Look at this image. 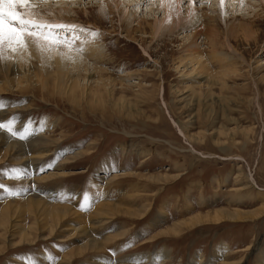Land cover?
Masks as SVG:
<instances>
[{
  "label": "rangeland",
  "instance_id": "obj_1",
  "mask_svg": "<svg viewBox=\"0 0 264 264\" xmlns=\"http://www.w3.org/2000/svg\"><path fill=\"white\" fill-rule=\"evenodd\" d=\"M31 1L19 11L69 10L68 19L26 15L74 25L71 46L86 59L67 67L81 85L74 95L73 81L44 88L32 75L0 71V122L14 121L24 136L0 130L21 145L15 151L0 141V173L20 174L0 175V264H61L67 255L72 264H264V215L192 223L218 211H264V0H180L182 17L192 5L199 24L209 25L197 38L200 27L187 22L154 38L148 24L165 14L157 0ZM235 16L256 32L232 33ZM140 23L147 34L137 32ZM90 41L103 51L100 64L86 57L82 43ZM35 57L29 63L38 71ZM99 84L102 94L87 97ZM31 195L84 219L57 223L42 206L39 218L25 204ZM105 204L117 209L97 219ZM8 211L13 218L2 226ZM177 225L182 230L171 233ZM148 254L156 258L133 259Z\"/></svg>",
  "mask_w": 264,
  "mask_h": 264
},
{
  "label": "bare ground",
  "instance_id": "obj_2",
  "mask_svg": "<svg viewBox=\"0 0 264 264\" xmlns=\"http://www.w3.org/2000/svg\"><path fill=\"white\" fill-rule=\"evenodd\" d=\"M41 1L42 0H32L31 2L39 4ZM70 1H72V0H70ZM144 1L147 2V0H144ZM157 1H159V4H158L159 8L162 9L165 14L161 20L156 19L155 20L156 22L154 25L148 24L147 28H149V30L154 33V38H156V36L159 35L160 33H162V35H163V33H166L167 29L170 30L174 26V24L179 26L180 23L185 24L186 22L189 25L200 27L196 31L193 38H197L196 37L197 35H202L204 33H206L204 35L208 36L207 32L209 29V25L206 24L205 22H202L199 24V21L196 20L195 9H194V7H192V5H191V8L188 10L186 17H182L181 12H180V10H181L180 9V0H157ZM115 3H116V7H119V4H120L119 0H116ZM43 4H44V2H43ZM102 6L105 10L110 9L106 2L103 3ZM25 7H27V6H25ZM36 7H37V5H36ZM24 10L26 11L28 17H32V18H39L40 17L43 20H47V21L51 20L50 18H52V17L55 20H58V17L68 19V16H69V13H68L69 10L65 7L64 8L62 7L59 10V12L57 13L58 15H56L55 10H52L49 12L50 14H47L46 17L44 15H42L40 12H37L36 10L31 11L30 9L28 10V8H26V9L24 8ZM122 13H123V19H124L125 17H127L128 10L127 9L123 10ZM237 18H238V16H235L234 23L231 25V32L232 33L252 34V33L256 32L253 29V26L252 27H246ZM211 21L212 20L209 19V22H211ZM127 22H128V19H127ZM144 26H145V24L140 23L139 24L140 29L137 30V32H142L144 34H147L146 33L147 28H144ZM178 26H176V27H178ZM93 43L94 42L91 43V41L89 43L83 42L82 45L84 47V50L87 52V54H90L89 57H88V55L86 56L87 59L94 58L95 64H100L104 60V57L102 55L103 51H99L98 48L96 47V45H94ZM191 44H192L193 48L190 47V50H191V53L193 54V60L198 61V64H201V66H204L205 64L202 61V60H204L203 53L197 51V49L195 47V42H191L189 44V46H191ZM187 49H189V48L187 47ZM192 49H193V52H192ZM75 50L73 49V46H71V47L61 46L59 48H54L50 51H44L41 49V47H39L37 45V43L34 40H32L30 38L26 39L24 47H21L18 42H13L12 45L9 46L8 42L5 41L4 46L2 48V53L0 54V71L7 77L10 74L13 75L14 73L15 74H25V76H26L25 79H27L29 81L32 80V76H33V79L36 78L39 82H41L42 87H44V88L49 84L50 81H52V82H55L57 84L58 88H61L63 90V89L68 88V84L70 83V81H73L70 84V86H69L70 88L68 89V91L70 92V94L74 95L77 93L78 90H80L81 85L77 81V78H74V76H71L68 74L67 67L73 66L75 69L80 68V66H82V64L85 63L83 61L86 59V58L83 59L84 57L82 58L81 55L78 52H76L77 50L76 51ZM8 51H11L12 54L18 56L16 61L6 58ZM34 51H37V52L39 51V52L36 53ZM0 52H1V50H0ZM187 53H188V51H187ZM199 54H200V58L197 57V55H199ZM35 56H37V57L41 56L42 57V65H41L42 67L38 71H36L33 68V65L31 63H29L30 58H34ZM37 57H35V58H37ZM95 70H96L95 72L99 71V73H101V75H103L104 71L101 69H98V65H97V67H95ZM101 81H102V78H101ZM6 82L8 83V81H6ZM22 82L20 79L16 83L18 85H21ZM8 84L10 85V81ZM95 87L96 88H93L94 91H92V89H91V93L89 95H87V97L88 96L89 97L90 96L95 97V96L102 94L100 91V89H101L100 87H102V86L99 84V85H96ZM31 134H33V132ZM1 140H4L7 143H9V146H12V148L14 150H15V148L18 150L21 149V145H19V143L15 142V141L8 140V138L5 135H3L2 133H0V141ZM238 176H240V175H238ZM25 200H26L25 204L29 207V209L31 208V210H33V212L36 213V215H38V216H39V213H42V211L39 209L41 206L48 208L47 210H45V213L48 214V216L51 220H53L54 222H57V223L60 220H63L64 218L73 217V216H75L76 218L78 217V218L84 219V216L78 214L76 211L75 212L72 211L71 208L52 205L46 201H43V200L35 197V195H31L29 198H27ZM20 208H21V205H20ZM115 208H116V205H113V204H105V205L100 206L99 208H97L98 211L95 212L96 218L98 219V218H102V216H105L106 213L103 212L105 209H115ZM29 209H27L28 212H29ZM124 211L127 215H132L130 213L132 211H130V210H124ZM8 214H9V216H7L6 218L3 219V222L1 223L2 226L3 225L5 226L6 222H8L10 219L13 218V216H10V211H8ZM262 215H264V211L263 212L262 211H255L252 213L251 212L250 213H243V212H238V211H233V212L218 211L215 213L214 217H212V218L208 217L209 216L208 215L204 219L200 215H198L195 222H192V223L200 224V223H203V221H213L216 223H223V222H227V221H232V223L233 222L251 221V220L253 221L254 219L260 218L259 216H262ZM39 218H40V216H39ZM42 221H44V220H42ZM97 223L98 222H96L95 224L97 225ZM84 228H82L83 233H85V232L88 233L87 229H84ZM187 228L188 227H186V229ZM180 229L181 228H179V225H177V226L173 227L171 233H177L180 231ZM51 232H53V229H51ZM26 240H29V239L21 236L20 242H23V244H24V243H30V241H31V240H29L26 242ZM88 243L91 244V246H92L91 248H93V249H95V248L100 249L101 248V245L99 243L93 242V240H90ZM164 255L166 256V254H164V252H163L161 255H156V256L163 258V257H165ZM168 255H170V254H168ZM68 256L69 255L66 256L65 262L61 263V264H72V263L68 262V260H67ZM145 256H148V258ZM145 256H143V255L136 256L133 259L138 260L139 262L140 261L149 262V261H153L156 258V257H154L153 254H148ZM199 259L201 260V257ZM200 260L198 262H200ZM118 263L122 264L119 261H118ZM46 264H48L47 261H46ZM104 264H106V263H104Z\"/></svg>",
  "mask_w": 264,
  "mask_h": 264
},
{
  "label": "snow or ice",
  "instance_id": "obj_3",
  "mask_svg": "<svg viewBox=\"0 0 264 264\" xmlns=\"http://www.w3.org/2000/svg\"><path fill=\"white\" fill-rule=\"evenodd\" d=\"M27 0H0V50H2L5 41L11 46L13 42H18L21 47L25 46L26 39L34 40L44 51H50L61 46L71 47L78 36L71 35L75 31L74 25L47 24L33 19H28L26 13L19 11L24 7ZM80 31H84L81 29ZM68 33V34H65ZM93 37L98 33H91ZM14 50V49H13ZM6 105L0 101V109ZM14 121L7 123L0 122V130H7L13 136L24 138L14 130ZM13 174L0 173L9 179H18L20 177L17 170H12ZM5 186L0 183V189ZM7 190V189H5Z\"/></svg>",
  "mask_w": 264,
  "mask_h": 264
}]
</instances>
